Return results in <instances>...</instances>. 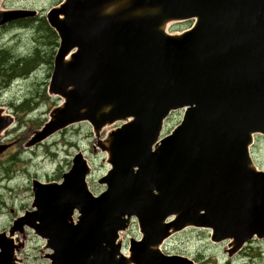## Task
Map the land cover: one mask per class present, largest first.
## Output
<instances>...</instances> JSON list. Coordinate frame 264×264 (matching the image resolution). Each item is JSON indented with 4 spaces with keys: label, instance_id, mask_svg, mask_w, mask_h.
Wrapping results in <instances>:
<instances>
[{
    "label": "water",
    "instance_id": "obj_1",
    "mask_svg": "<svg viewBox=\"0 0 264 264\" xmlns=\"http://www.w3.org/2000/svg\"><path fill=\"white\" fill-rule=\"evenodd\" d=\"M35 15L0 9V26ZM45 15L59 39L48 92L61 103L25 145L78 122L120 125L98 142L106 189L88 190L80 153L60 183L32 180L35 209L0 234V264H20L11 236L24 224L45 239L48 264H194L159 248L189 226L231 238L229 253L264 238V171L249 153L264 135V0H61ZM11 123L0 107V136ZM132 218L141 239L126 255L118 237Z\"/></svg>",
    "mask_w": 264,
    "mask_h": 264
},
{
    "label": "rangeland",
    "instance_id": "obj_2",
    "mask_svg": "<svg viewBox=\"0 0 264 264\" xmlns=\"http://www.w3.org/2000/svg\"><path fill=\"white\" fill-rule=\"evenodd\" d=\"M60 1L0 0V9L36 11L35 17L12 19L0 26V49H6L12 59L14 56H29L36 48L41 54L29 74L13 77L9 85L0 87V107L5 114L13 117L12 126L0 136V148L6 146L0 151V234L6 238L13 223L22 219L27 221L35 209L32 206V180L42 183L61 181L62 174L71 166L74 154H82L90 165L91 174L87 178L90 191L98 194L105 189L98 181L110 166L107 154L101 150L98 142H104L108 132L118 123L107 125L95 133L88 122H79L35 145H25L34 131L49 119V112L60 104L59 97L48 93L52 71L49 56L51 50L55 51L57 47L52 44L51 31L40 26L38 20ZM192 24L193 20L173 21L168 23L167 31L181 33ZM23 102L25 104L21 107ZM182 114V110L173 112L164 121L161 135L171 132L181 122ZM253 138L250 146L252 161L257 169L264 170V135L257 133ZM121 236L126 251L129 239L141 236L137 223L131 222ZM11 238L18 248L22 244L16 254L20 264L49 263L46 257L50 251L45 249L44 241L30 228L24 226ZM231 243L232 239L212 241L210 229L189 226L165 239L161 250L167 255L187 257L194 264H264V238L253 237L234 253H229Z\"/></svg>",
    "mask_w": 264,
    "mask_h": 264
},
{
    "label": "trees",
    "instance_id": "obj_3",
    "mask_svg": "<svg viewBox=\"0 0 264 264\" xmlns=\"http://www.w3.org/2000/svg\"><path fill=\"white\" fill-rule=\"evenodd\" d=\"M40 26L45 30H50L53 35V45L57 46V36L55 32L47 25L44 17H39ZM54 51L51 50L49 56V62L52 63ZM41 58L39 49L36 48L32 54L26 57H15L12 59L11 54L6 49H0V87H4L9 84L10 80L16 76H24L29 74L34 66L36 60ZM15 72V74H13ZM25 103L23 102L20 106L22 107Z\"/></svg>",
    "mask_w": 264,
    "mask_h": 264
}]
</instances>
